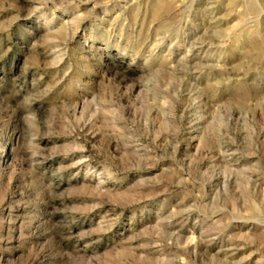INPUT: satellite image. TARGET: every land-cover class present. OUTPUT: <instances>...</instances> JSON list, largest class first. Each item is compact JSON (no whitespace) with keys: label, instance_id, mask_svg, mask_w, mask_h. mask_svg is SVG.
Here are the masks:
<instances>
[{"label":"rangeland","instance_id":"obj_1","mask_svg":"<svg viewBox=\"0 0 264 264\" xmlns=\"http://www.w3.org/2000/svg\"><path fill=\"white\" fill-rule=\"evenodd\" d=\"M0 264H264V0H0Z\"/></svg>","mask_w":264,"mask_h":264}]
</instances>
